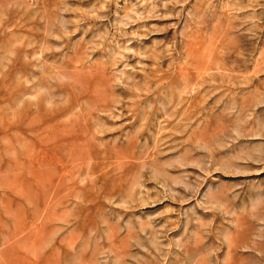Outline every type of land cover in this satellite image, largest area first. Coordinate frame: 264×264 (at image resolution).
<instances>
[{
  "label": "rangeland",
  "instance_id": "374dc122",
  "mask_svg": "<svg viewBox=\"0 0 264 264\" xmlns=\"http://www.w3.org/2000/svg\"><path fill=\"white\" fill-rule=\"evenodd\" d=\"M263 65L264 0H0V264H264Z\"/></svg>",
  "mask_w": 264,
  "mask_h": 264
},
{
  "label": "bare ground",
  "instance_id": "6f19581e",
  "mask_svg": "<svg viewBox=\"0 0 264 264\" xmlns=\"http://www.w3.org/2000/svg\"><path fill=\"white\" fill-rule=\"evenodd\" d=\"M257 62H258V61H257ZM262 64H263V63H262ZM262 67H264V65H263ZM260 68H261V67H260ZM256 69H257V68H256ZM254 70H255V67H254ZM258 70H259V69H258ZM258 73H259V72H258ZM255 76H256V75H255ZM99 110H100V109H99ZM81 114H82V113H81ZM234 240H235V239H234ZM232 242H233V240H232ZM234 242H235V241H234ZM230 247H232V245H231ZM230 247H229V250H232L233 247H232V248H230ZM229 253H230V252H229ZM229 260H230V259H229ZM233 264H234V263H233Z\"/></svg>",
  "mask_w": 264,
  "mask_h": 264
}]
</instances>
